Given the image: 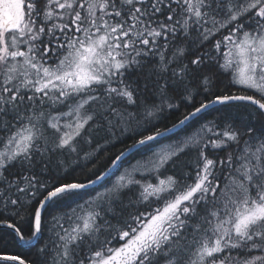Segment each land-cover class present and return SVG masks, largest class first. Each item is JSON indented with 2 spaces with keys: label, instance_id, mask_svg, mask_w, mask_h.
<instances>
[{
  "label": "snow or ice",
  "instance_id": "obj_1",
  "mask_svg": "<svg viewBox=\"0 0 264 264\" xmlns=\"http://www.w3.org/2000/svg\"><path fill=\"white\" fill-rule=\"evenodd\" d=\"M0 264H264V0H0Z\"/></svg>",
  "mask_w": 264,
  "mask_h": 264
}]
</instances>
